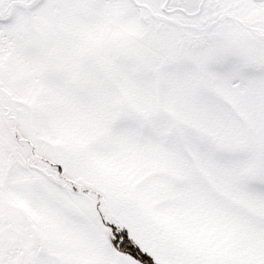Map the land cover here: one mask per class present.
Listing matches in <instances>:
<instances>
[{
    "label": "snow or ice",
    "instance_id": "1",
    "mask_svg": "<svg viewBox=\"0 0 264 264\" xmlns=\"http://www.w3.org/2000/svg\"><path fill=\"white\" fill-rule=\"evenodd\" d=\"M0 264H264V0H0Z\"/></svg>",
    "mask_w": 264,
    "mask_h": 264
}]
</instances>
